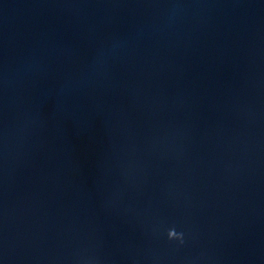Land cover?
<instances>
[{"label": "water", "instance_id": "95a60500", "mask_svg": "<svg viewBox=\"0 0 264 264\" xmlns=\"http://www.w3.org/2000/svg\"><path fill=\"white\" fill-rule=\"evenodd\" d=\"M0 264H264V0H0Z\"/></svg>", "mask_w": 264, "mask_h": 264}, {"label": "clouds", "instance_id": "9594fccd", "mask_svg": "<svg viewBox=\"0 0 264 264\" xmlns=\"http://www.w3.org/2000/svg\"><path fill=\"white\" fill-rule=\"evenodd\" d=\"M169 239H182V237L178 236L177 233L174 230H172L169 232Z\"/></svg>", "mask_w": 264, "mask_h": 264}]
</instances>
